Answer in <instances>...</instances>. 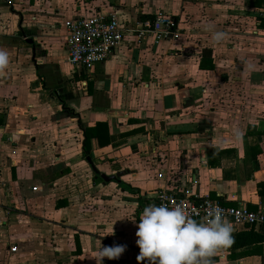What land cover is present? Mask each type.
Listing matches in <instances>:
<instances>
[{
	"label": "crops",
	"instance_id": "0c3cea01",
	"mask_svg": "<svg viewBox=\"0 0 264 264\" xmlns=\"http://www.w3.org/2000/svg\"><path fill=\"white\" fill-rule=\"evenodd\" d=\"M254 2L0 0L10 53L0 76V264H96L101 247L118 245L121 256L102 264H137L140 214L159 189L264 205V3ZM98 13L124 24L172 16L182 35L157 46L126 35L85 72L66 60L63 24ZM207 22L227 39L214 44ZM97 123L109 143L91 141L92 164L114 180L83 155L80 128ZM233 227L214 264H264V224Z\"/></svg>",
	"mask_w": 264,
	"mask_h": 264
},
{
	"label": "clouds",
	"instance_id": "9594fccd",
	"mask_svg": "<svg viewBox=\"0 0 264 264\" xmlns=\"http://www.w3.org/2000/svg\"><path fill=\"white\" fill-rule=\"evenodd\" d=\"M205 30L211 33L214 44L227 39V33L216 30L211 22L206 23ZM9 64L10 53L0 46V76L5 75ZM233 136L237 142L242 140L239 129ZM137 228V264L144 260L148 264H214L213 257L234 243L233 224L226 219L224 210L214 205H209L202 220H196L185 202L171 207L149 204L142 210ZM125 248L101 247L94 260L102 264L105 258L118 259Z\"/></svg>",
	"mask_w": 264,
	"mask_h": 264
},
{
	"label": "built area",
	"instance_id": "2783aa9c",
	"mask_svg": "<svg viewBox=\"0 0 264 264\" xmlns=\"http://www.w3.org/2000/svg\"><path fill=\"white\" fill-rule=\"evenodd\" d=\"M63 26L66 60L73 67L83 69L85 72H90L95 65L109 60L126 35H132L137 43L149 39L156 46L163 42L178 41L182 35L180 21L163 14L155 15L153 19L124 24L114 13H98L67 20ZM162 175L159 174V179H163ZM33 191H36L35 187ZM181 202L186 203L188 211L196 220H202L209 205H214L224 210L226 219L233 226L253 228L264 224V205H259L255 210L240 205L225 206L217 198L202 197L191 191L179 194L166 188L159 189L155 194L157 206L164 203L171 207Z\"/></svg>",
	"mask_w": 264,
	"mask_h": 264
},
{
	"label": "trees",
	"instance_id": "16d2710c",
	"mask_svg": "<svg viewBox=\"0 0 264 264\" xmlns=\"http://www.w3.org/2000/svg\"><path fill=\"white\" fill-rule=\"evenodd\" d=\"M256 1L258 3H264V0H255L254 3H256ZM153 17L154 16H151V15H144V16L138 17L137 20L153 19ZM259 20H260L261 24L264 25V19H261L260 18ZM209 62H210V60H209ZM201 63H200V66L202 68L203 67V64L201 65ZM90 88H91V85L89 86V93L91 92V89ZM80 130H81L82 136H83V139H82L83 155H84V157H90V160L92 161V156H91V141L92 140H96L97 145L100 148L107 146V144L109 143L108 142V129H107V126H106L105 123H97L94 127H81ZM127 135L128 134H124L123 136L125 137ZM250 136H252V135H250ZM259 153H260V151L258 150L254 154V156L252 158H255L256 155H258ZM259 187H260L259 194L261 196H264L263 195V192H262L264 190L263 184H260ZM252 235H254V233L250 232L249 235L248 234H244V235H241V237H243L244 240H247V237H248V239H250V237ZM245 242L246 241H244L243 243H245Z\"/></svg>",
	"mask_w": 264,
	"mask_h": 264
},
{
	"label": "water",
	"instance_id": "95a60500",
	"mask_svg": "<svg viewBox=\"0 0 264 264\" xmlns=\"http://www.w3.org/2000/svg\"><path fill=\"white\" fill-rule=\"evenodd\" d=\"M31 43H32V41H31ZM86 161L88 162V164L90 165L91 169L93 170V172L96 176H100V178L103 179L104 181L114 180V177H105L102 174L100 175L99 172L95 169L94 165L92 164L90 157H86Z\"/></svg>",
	"mask_w": 264,
	"mask_h": 264
}]
</instances>
